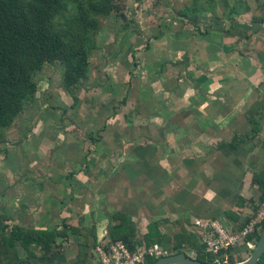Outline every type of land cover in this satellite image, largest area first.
<instances>
[{
  "label": "crops",
  "instance_id": "0c3cea01",
  "mask_svg": "<svg viewBox=\"0 0 264 264\" xmlns=\"http://www.w3.org/2000/svg\"><path fill=\"white\" fill-rule=\"evenodd\" d=\"M223 10L167 23L163 34L139 39L147 41L141 64L130 71L135 59L121 64L124 102L131 96L137 113L119 124L133 128L128 141L143 145H134L130 160L118 156L114 178L110 170H50L54 180L45 174L46 182L30 183L17 217L0 214L27 230L84 231L58 241L50 263L100 264L95 248L112 243L118 215L140 238L154 223L176 237L194 234L198 221L240 232L257 218L264 203L256 179L264 173V0L239 15ZM19 251L24 264H44L39 249L34 260ZM184 253L197 260L195 251Z\"/></svg>",
  "mask_w": 264,
  "mask_h": 264
},
{
  "label": "rangeland",
  "instance_id": "374dc122",
  "mask_svg": "<svg viewBox=\"0 0 264 264\" xmlns=\"http://www.w3.org/2000/svg\"><path fill=\"white\" fill-rule=\"evenodd\" d=\"M117 2L118 11L101 19L97 35L99 47L92 56L88 80L82 82L75 94L78 102L63 88V65L59 62L48 65L34 78L38 84L36 96L0 137L1 215L17 217L22 210L19 205L24 200V193H29V188L33 191L30 183L46 182L45 174L54 180L55 177L47 173L50 170H80L88 174L89 170H110L114 178L115 171L121 167L119 157L130 160L134 145H143L142 141H128L133 128L123 123L132 121L129 113H137L134 112L136 103L132 102L130 93V98L124 102L128 90L119 85L117 74L126 60L129 64V59H135L126 71L141 64L148 38L163 34L167 23L177 27L183 19L181 12L186 9L192 13L186 18L190 21L194 15L206 14L216 8L224 12L223 8H232L236 10L235 15H239L259 6V0L251 3L249 0ZM140 38L146 39L145 43L138 42ZM141 82L145 83V78ZM138 120L139 115L134 118L135 122ZM106 144L107 147L102 148ZM103 161L107 163L102 164ZM40 172L44 174L40 175ZM250 253L242 247L232 256L238 257V264H241L253 256H249Z\"/></svg>",
  "mask_w": 264,
  "mask_h": 264
},
{
  "label": "trees",
  "instance_id": "16d2710c",
  "mask_svg": "<svg viewBox=\"0 0 264 264\" xmlns=\"http://www.w3.org/2000/svg\"><path fill=\"white\" fill-rule=\"evenodd\" d=\"M119 8L117 0H0V137L34 99L38 92L34 78L48 65L58 62L63 65V88L78 102L75 94L82 82L88 80L92 56L99 47L97 35L101 19ZM191 14L186 9L180 16L187 18ZM259 130L257 123L254 131ZM256 179L264 199V173ZM115 218L118 226L112 231V242L124 243L131 252L158 246L172 255L195 251L197 260L205 264L217 262L214 256L206 255L198 236L187 230L170 237L162 235L159 224L154 223L140 238L136 225L126 216ZM70 233L85 234L68 226L54 232L27 230L12 223L9 217L0 216V264H24L20 249L30 260L36 258L34 249H39L41 261L52 264L49 260L57 249V242L69 240ZM260 239L261 236L256 237L257 246ZM253 254L251 251L249 256ZM235 257L228 261L226 257L221 258V263L238 264L240 260ZM159 260L148 256L144 264H157Z\"/></svg>",
  "mask_w": 264,
  "mask_h": 264
},
{
  "label": "built area",
  "instance_id": "2783aa9c",
  "mask_svg": "<svg viewBox=\"0 0 264 264\" xmlns=\"http://www.w3.org/2000/svg\"><path fill=\"white\" fill-rule=\"evenodd\" d=\"M194 232L205 246V253L217 259L216 264H222L221 258L226 257L227 261L238 253L242 247L248 251H255L257 248L256 237L262 236L264 232V203L259 210L257 218L244 230L234 232L225 227L221 222H196ZM100 264H144L146 257L157 259L171 256L162 248L156 246L152 249H139L131 252L122 242L109 243L99 246L96 251ZM232 254V255H230ZM227 264V263H226Z\"/></svg>",
  "mask_w": 264,
  "mask_h": 264
},
{
  "label": "water",
  "instance_id": "95a60500",
  "mask_svg": "<svg viewBox=\"0 0 264 264\" xmlns=\"http://www.w3.org/2000/svg\"><path fill=\"white\" fill-rule=\"evenodd\" d=\"M264 258V232L253 256L241 264H261ZM157 264H205L189 257L186 253L173 254L169 257L160 259Z\"/></svg>",
  "mask_w": 264,
  "mask_h": 264
},
{
  "label": "clouds",
  "instance_id": "9594fccd",
  "mask_svg": "<svg viewBox=\"0 0 264 264\" xmlns=\"http://www.w3.org/2000/svg\"><path fill=\"white\" fill-rule=\"evenodd\" d=\"M255 252V251H254Z\"/></svg>",
  "mask_w": 264,
  "mask_h": 264
}]
</instances>
